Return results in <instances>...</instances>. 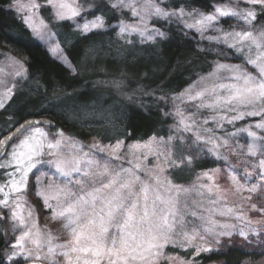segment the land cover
Here are the masks:
<instances>
[{"label":"snow or ice","instance_id":"1","mask_svg":"<svg viewBox=\"0 0 264 264\" xmlns=\"http://www.w3.org/2000/svg\"><path fill=\"white\" fill-rule=\"evenodd\" d=\"M166 2L105 0V7L121 17L130 14V19L110 24L104 14L89 19L93 5L85 7L79 0H9V11L29 33L28 37L9 33L18 42L52 40L54 33L40 16L42 9L50 8V19L75 21V29L84 35L118 28V39L128 45L133 44V36L139 37L141 45L166 39L167 33L156 24L175 22L185 35L192 31L200 41L232 50L242 63L216 60L206 75L183 92L160 97L172 102L166 115L174 124L167 138L153 135L132 143L116 139L84 145L65 137L63 130L50 140L44 128L33 127L43 121H26L15 132L9 128L11 134L0 139V221L7 212L13 236L0 245V264H195V257L218 251L213 243L219 245L234 234L264 244L259 239L264 228L257 227L261 222L244 211L264 216V204L251 202L254 196L264 198L260 195L264 193V23L255 26L264 17V0H225L210 12L161 6ZM226 18L243 27L225 29L220 21ZM49 50L79 75L59 43ZM216 51L225 60L230 58L219 48ZM6 59L19 65L17 77L26 74L22 62ZM111 83L119 88L122 81ZM12 93L8 88L3 96L10 100ZM5 107L0 98V109ZM253 119L255 123L236 127ZM26 130L18 143H12ZM241 133L250 138L246 153L236 139ZM208 156L227 163V189L218 183L220 169L198 173L188 186L174 182L172 173L177 169ZM230 156L239 163H231ZM44 166L48 171L35 176V196L51 212L46 219L58 223L55 231L38 223L37 209L27 199L30 174ZM229 193L238 195L242 203L229 206ZM0 236H7L2 225ZM169 248L191 250L193 259L169 253Z\"/></svg>","mask_w":264,"mask_h":264},{"label":"trees","instance_id":"2","mask_svg":"<svg viewBox=\"0 0 264 264\" xmlns=\"http://www.w3.org/2000/svg\"><path fill=\"white\" fill-rule=\"evenodd\" d=\"M222 2L225 0H167L166 4L172 8L184 6L187 9L199 8L209 12L213 10V5ZM8 5L9 0H0V47L6 52L11 51L24 58L30 78L22 89L27 88L31 92L27 93L28 95L22 94L20 89L6 105L1 117L7 116L9 120H2L1 126L6 128V131L2 132H9L7 131L9 128L12 130L28 117L48 116L56 123L53 129L63 130L83 140L98 137L104 142L124 138L137 141L146 140L153 135L165 136L171 123L170 116L166 115L170 104L168 99L165 102L159 98H169L182 92L193 80L207 74L211 69L210 66L218 59L213 51L203 49L199 45L198 36L194 32L185 35L183 30L174 26L166 27L167 38L157 40L155 44L141 45L139 39H133V44L128 45L118 39L113 31L84 35L74 29L70 21H64L58 23L55 29L59 34L64 33L61 34L59 42L66 56L79 69V75H74L67 65L52 56L42 43L31 39L18 42L9 38V33L18 34L17 27L20 23L14 21V18L10 19ZM98 11L106 14L109 23L114 20L112 17L116 18L113 9L102 6ZM69 30L70 34H68ZM25 34L29 35L27 31ZM124 48H130L134 56L139 55L130 70H122L125 61L117 57L106 59L105 66L111 68L117 65L118 70L108 69L109 71L106 72L98 70L96 74L86 75L81 69L78 58L82 55L90 56L93 53L103 52L120 57ZM233 61L240 62L238 59ZM113 80L122 81L118 88L120 96L114 97L112 101H106L113 103L117 100L126 108L122 111L120 106L112 111L116 115V121L109 116L106 123L90 119L91 117L86 114H77L78 108L68 111L66 99L77 98L78 94H81L80 97L84 100L92 93H110L114 87L109 83ZM36 82L41 85L40 88H35ZM125 93H128V98H125ZM34 97L41 107L37 112L28 110L29 106H34ZM94 99L98 97H93L92 100ZM82 100L77 103L80 104ZM23 109L27 110L17 118L18 113H22ZM122 112L124 113L118 117L117 115ZM248 122L249 120L244 121L241 125ZM107 124L118 126L117 137L107 138L100 133V127ZM129 134L131 139H128ZM217 165L219 161L213 158L196 160L191 167L177 169L172 176L175 183H186L202 170ZM5 239L6 236H0V245ZM250 241V243L246 242L239 236H232L230 240L222 239L216 246L218 251L202 254L194 259L199 264H247L264 259V244L257 243V240L252 238ZM169 250L175 254L179 253L186 259H193L191 250L188 253L172 248Z\"/></svg>","mask_w":264,"mask_h":264},{"label":"rangeland","instance_id":"3","mask_svg":"<svg viewBox=\"0 0 264 264\" xmlns=\"http://www.w3.org/2000/svg\"><path fill=\"white\" fill-rule=\"evenodd\" d=\"M40 2H43V0H40ZM79 2L82 3V4H84L85 7H87L89 5H93L92 13L89 14V17H88L89 19L92 18V15H96V14H104L106 16L105 13H103L101 11H98L102 6H105V0H79ZM222 3H224V2H222ZM218 4H221V3H218ZM161 6L168 7V8H172V7L168 6L166 3L165 4H162ZM245 6L246 5H241V7H245ZM7 9H9V5L7 6ZM196 9H199V8H196ZM188 10L190 11L191 9H188ZM199 10L204 11V12H208V11H205L203 9H199ZM51 11L52 10L50 8H44L40 12V16L43 17L46 20V23L49 25V27L51 28L52 32L54 33V36H53V38H52L51 41L45 40L43 42H40L48 50L53 45H55L56 43H59L60 44L59 38H60V36H61L62 33L59 34L58 30L55 29L56 28L55 26L58 23H60V22H64V21L58 22V21H54V20L50 19ZM11 12L12 11L9 12V15L11 16L10 19L11 18L12 19L14 18L13 19L14 21L17 20L18 23H20V25H18V27H17V33L18 34H22L24 36L26 35L28 37L29 35L25 34L26 31L24 30V25L20 21V18L14 12H12V13ZM120 18L130 19V14L127 13V12H125L123 14V17H121V14L119 12H116V18L112 22H110V24L117 23ZM70 22L72 23L73 28L75 29V23L76 22L75 21H70ZM260 23H264V17L258 18V21L256 22V25L255 26L256 27H259ZM220 24L225 29H229L230 27H233V26L234 27H237L238 29L241 28V27H243V25H240L238 23V21H236L234 18L222 19L220 21ZM14 25L16 26V24H14ZM156 26L157 27H160L163 31H165L167 33V36H168V32L166 30V27L174 26V27H177V28H179V29L182 30V28L178 24H176L175 22H173L171 24H166V23H163V22H159V23L156 24ZM108 31H113L115 33V35H116V32L118 31V28L116 30L108 29L106 31H98V32H94V33H103V32H108ZM70 32L71 31L69 30L68 31V34H70ZM189 32H191V31H189ZM105 34H107V33H105ZM209 34L211 35L213 33H209ZM62 35H64V33ZM107 36H109V35H107ZM133 39H139V37L133 36L132 37V40ZM197 40L200 42L199 45L203 49H206V50H209V51H213V53L217 55V51L216 50H217V48H219V51L221 53L226 54L228 57H230L229 59L225 60L224 59V55H220V56L217 55L218 59H216V60H220L221 62H227V63H237V62H235L233 60L234 59H238L240 61L239 63H242V60L240 58H237V57H234L233 56L232 50H229L227 48H224L223 46H217L216 44H209L207 41H200L199 40V36L197 37ZM49 52H50V50H49ZM64 54H65V52H64ZM51 55L54 56V57H56V58H58L56 55H54L52 53H51ZM138 56L139 55L134 56L132 54L130 48H124V50H122L121 53H120V57H119V55H115V56L112 55L111 56L109 53L98 52V53H93L90 56H88V55H82L80 58H78V60L80 62V66H81V69L83 70L84 74H86V75L87 74L88 75H93V74H96V72H98V70L103 71V72H106V71H109V70L111 71V70H118L119 69V67L117 65H115V66H112L111 65L112 66L111 68H107L105 66L106 59H108L110 57H112V58L113 57H117V58L122 59V61H125V65H126V66L124 65V67H122V70H125V69L126 70H130V68L132 67V64H133L134 60H136V58ZM6 57H14L16 60L22 62L24 64V67L27 69L26 74L24 76H22V77H17L15 75V72L20 70L19 69V65H14L12 63V61L6 59ZM108 64H107V66H108ZM248 67H249V70H253L251 68V66H248ZM29 78H30V74H29V71H28V68L26 66V63H25L24 58L22 56H19V55L14 54L11 51L6 52L5 50L1 49V47H0V98H2L4 100L5 105H7L9 103V101L12 99V97L20 89H21L20 92L22 94L23 93L27 94V93L31 92V90H29L27 88H25V89L23 88L22 89V87L29 80ZM198 78H196L195 80H193L191 83H193L194 81H196ZM109 84L111 85L112 83H109ZM40 86L41 85L38 84L37 82L35 83V88H40ZM113 87H114V89L110 93H100V92L92 93L90 95H87L84 100L81 99V97H80L81 94H78L77 98L71 97V99H66L65 102L68 105V111H73V110H75V109L78 108L77 111H76L77 114L78 113H81V115L86 114L87 116L91 117L90 119H96L98 121H102V122H105L106 123V121H108L107 120V117L109 116V118L112 117V119L114 121H116V115L113 114L112 111L115 110L116 108L120 107L121 106V103H119L117 100L113 101V103H111V102L109 103L108 101H106V100H111L112 101V99H114V97L119 98L118 97V96H120L119 89L117 87H115L114 85H113ZM8 88H11L13 90V93H12V96H11V99L10 100L8 98H6V97L3 96V94L7 91ZM173 96H175V95H173ZM93 97H98V99L92 100ZM128 97H129L128 96V93H125V98H128ZM170 97H172V96H170ZM80 100H82L80 102V104L77 103ZM34 101H35L34 106H29L28 110L31 109V110H34V112H37L41 107H39V104L36 103V98L35 97H34ZM168 102L170 104V107H169L168 112H170L172 110V102H171L170 99H168ZM120 109L122 111H125L126 108L124 107V105H122L120 107ZM23 110H22V113L21 112L18 113L17 118L21 117L22 114H24V112L27 109L24 110V111ZM3 111H5V108L0 109V118L3 121H5V119H7V121H8L9 118L7 116L1 117ZM123 113L124 112L120 113L117 116L119 117ZM170 118H171V123H170V125L168 127V132L166 133L165 136H163L165 138H167V136L170 134V129L172 128V126L174 124L173 118L171 116H170ZM255 122H256V120L253 119V120H249L248 123H255ZM241 123L242 122L238 123L236 125V127L239 128V127L244 126L245 123H243L242 125H241ZM39 127L44 128L49 133V139L50 140H55L57 138V136L55 135V133H57L60 130V129L59 130L53 129L52 127H50L48 125H43V126H39ZM99 130L101 131L100 133H103L104 135H106L107 138H111L110 136L117 137V134L119 132L118 126H113L112 124H107L106 126L104 125L102 128L100 127ZM232 130H233L232 127L229 126L228 127V131L231 132ZM27 131L28 130H26L14 143H18V140L19 139H22L23 136L27 134ZM63 133H64L65 137H70V138H72V139H74V140H76L78 142L83 143L84 145H90L91 143H93V141H100L103 144L115 143V141H113V142H104L103 139L101 140L98 137H94V138H90V139H87V140H83V139H79V138H77L75 136H71V135H69V134H67L65 132H63ZM236 139L238 140L239 144L245 146L244 152L246 153V145L250 142V138H248L246 136V134L241 133ZM124 140L126 141V143H132L133 142V141L126 140L125 138H124ZM140 141H143V140H140ZM10 150L11 149L8 148V151H10ZM84 151H88V148L85 147ZM183 154L184 155H189L191 153L190 152H184ZM51 158L52 157H48V156H45L44 157V159H51ZM206 158H213V157L208 156ZM244 158L255 159V158H250V157H244ZM201 159H205V158H201ZM201 159H199V160H201ZM230 160H231V163H233V164H238L239 163V161L235 157H231L230 156ZM218 161H219V165H217L216 167L210 168V169H205V170H202L201 172H203V171H209V170H213V169H220V173H219V177H218V183H220L225 189H227L230 186L229 185V181L227 179L228 170H229L228 169V165H227V163H225L222 160H218ZM148 163H149V166H151L152 163H153V160L150 158ZM125 166H127V165H125ZM242 167L243 166H241L240 169H238V174H241L242 173ZM47 171H48V167L47 166H44L42 168H39V169L34 170V173L33 174H30V177H29V188H28V193H27V199L37 209L38 223L41 226H43L44 224H48L49 227L52 230L55 231L59 227L58 223L46 219L47 217L51 216V212L45 211L43 209L41 200L37 199V197L35 196V184H34L35 176L36 175H39L40 172H47ZM196 176L192 180H190L189 182L181 183V184L182 185H185V186L190 185L196 179ZM2 181H3V176L0 175V182H2ZM205 182H207V181H205ZM252 182H255V180L253 179ZM244 195H247V193H245ZM260 195H261V197H264V193H261ZM227 201L229 203V206H234L236 204L242 203L241 200H240V197L238 195L233 194V193H229L228 194ZM251 202L252 203H256L259 206L261 204H264V198L257 199L254 196ZM244 211L247 212V215H248V217L251 220H253V221H260L261 222L260 224L257 225L258 228H264V216H262L261 214L255 212V211H248L246 208L244 209ZM7 215H8L7 212H5V219L2 221L1 225L7 231V236H6L7 239H11L12 236H13V233L10 231V229L8 227L9 226V221L7 219ZM229 222H236V221L235 220H230ZM60 235L63 236V233H60ZM234 236L237 237L239 235L238 234H234L233 237ZM251 238L252 239H255V238H253V237L250 236L249 237V240H251ZM259 239L262 240V241H264V236H260ZM254 242L256 243V241H254ZM212 246L213 247H216L217 245H215L213 243ZM167 251L169 253L175 254L174 252L170 251L169 249ZM195 264H199V263L197 261H195ZM247 264H264V259H261L260 261H256V262H248Z\"/></svg>","mask_w":264,"mask_h":264},{"label":"water","instance_id":"4","mask_svg":"<svg viewBox=\"0 0 264 264\" xmlns=\"http://www.w3.org/2000/svg\"><path fill=\"white\" fill-rule=\"evenodd\" d=\"M26 121H43V123H41V124H39V125H33V127H34V126H43V125H48V126H50V127H54L55 124H56V123L54 122V120L51 119V118L48 117V116H34V117H28V118L22 120V121L16 126V128H18V127L20 126V124H23V123H25ZM16 128H15V129H16ZM15 129H14L12 132H15ZM24 132H25V131H24ZM24 132H21L20 135L18 136V138H19ZM8 134H11V132L8 133ZM18 138H17V139H18ZM17 139H16V140H17ZM16 140H13L12 143H14ZM9 147H10V146H9Z\"/></svg>","mask_w":264,"mask_h":264},{"label":"flooded vegetation","instance_id":"5","mask_svg":"<svg viewBox=\"0 0 264 264\" xmlns=\"http://www.w3.org/2000/svg\"><path fill=\"white\" fill-rule=\"evenodd\" d=\"M2 122H3V121L0 119V133H1L2 131H6V128L4 129V128L1 126ZM19 123H20V122H19ZM19 123H18V124H19ZM18 124H17V125H18ZM17 125H16V126H17ZM16 126H14V127L12 128L11 132L16 128ZM8 133H10V132H2V133L0 134V139H3V136L6 135V134H8ZM9 148H10V147H9ZM1 223H2V221H0V225H1Z\"/></svg>","mask_w":264,"mask_h":264}]
</instances>
